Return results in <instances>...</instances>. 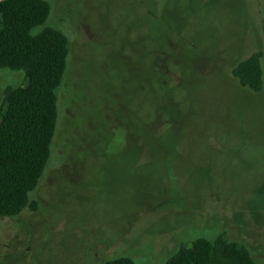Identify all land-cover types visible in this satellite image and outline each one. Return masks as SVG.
<instances>
[{"label": "rangeland", "instance_id": "rangeland-1", "mask_svg": "<svg viewBox=\"0 0 264 264\" xmlns=\"http://www.w3.org/2000/svg\"><path fill=\"white\" fill-rule=\"evenodd\" d=\"M47 1L68 69L37 208L0 219V264H165L222 232L264 264V88L232 74L264 51V0ZM24 81L0 68V125Z\"/></svg>", "mask_w": 264, "mask_h": 264}, {"label": "trees", "instance_id": "trees-1", "mask_svg": "<svg viewBox=\"0 0 264 264\" xmlns=\"http://www.w3.org/2000/svg\"><path fill=\"white\" fill-rule=\"evenodd\" d=\"M50 13L47 0H0V68L23 72L25 77L23 84L4 91L7 113L0 125V219L36 210L30 195L51 157L69 41L60 30L44 26ZM263 57L264 51L259 49L233 68L241 86L254 92L263 90ZM105 264L136 263L120 257ZM165 264L257 263L245 244L231 241L222 232L214 240L201 237L183 245Z\"/></svg>", "mask_w": 264, "mask_h": 264}]
</instances>
